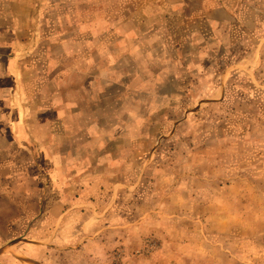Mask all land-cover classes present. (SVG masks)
Listing matches in <instances>:
<instances>
[{"label":"rangeland","instance_id":"374dc122","mask_svg":"<svg viewBox=\"0 0 264 264\" xmlns=\"http://www.w3.org/2000/svg\"><path fill=\"white\" fill-rule=\"evenodd\" d=\"M0 264H264V0H0Z\"/></svg>","mask_w":264,"mask_h":264}]
</instances>
